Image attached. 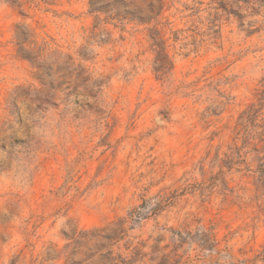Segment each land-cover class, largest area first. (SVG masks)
<instances>
[{
  "label": "rangeland",
  "instance_id": "374dc122",
  "mask_svg": "<svg viewBox=\"0 0 264 264\" xmlns=\"http://www.w3.org/2000/svg\"><path fill=\"white\" fill-rule=\"evenodd\" d=\"M160 1L0 0V264H264V0ZM20 93L80 119L25 131Z\"/></svg>",
  "mask_w": 264,
  "mask_h": 264
},
{
  "label": "clouds",
  "instance_id": "9594fccd",
  "mask_svg": "<svg viewBox=\"0 0 264 264\" xmlns=\"http://www.w3.org/2000/svg\"><path fill=\"white\" fill-rule=\"evenodd\" d=\"M76 33L77 30L75 26H73L72 33L62 41L66 45V50L74 51L75 48L80 47L82 42L77 40ZM81 35H86V33H83ZM89 44L94 47L96 41L89 40ZM88 46L89 45H85V47ZM78 64L80 65L79 68L77 67ZM72 67L75 68L77 71L84 70V74L87 75L90 65L83 64L74 57ZM109 84L111 85V82H109ZM17 103L21 105V108L24 112V119L26 125L25 131L31 132L33 134H35L38 128H42L45 119L47 118L48 114L52 111H55L57 113L60 120V124L58 126L62 128L66 126V121L69 116L72 120L78 121L80 119L79 115H77L79 111V106L71 105L72 111L69 113L68 108L70 102L64 101L62 99L53 100L52 98H49L48 100H32L30 98H26L24 93H20ZM82 138L83 137H81V139ZM102 190L103 189H101V191ZM115 194L116 193H113V195ZM153 199L159 200V197L154 196ZM103 200V195H100L95 201L89 198L83 203L82 209H86L92 212H102L106 208V205L103 203ZM185 212H187V210H185ZM123 213H127L133 220L136 221H142L151 217L154 222H158L161 225L166 226V228L180 229L181 235L187 234L183 231V229L187 227L186 221L191 220L190 215L186 217L183 213L180 215H173V212H169L167 209L161 212L159 209L156 208L154 204H151L150 200H146L142 207H136L135 211H132L128 207H123L121 209V214ZM70 215L75 220L78 217L79 212L74 210V212ZM189 231H191V228H189ZM198 251L199 250L197 249L196 252ZM190 254L195 253L190 251Z\"/></svg>",
  "mask_w": 264,
  "mask_h": 264
},
{
  "label": "trees",
  "instance_id": "16d2710c",
  "mask_svg": "<svg viewBox=\"0 0 264 264\" xmlns=\"http://www.w3.org/2000/svg\"><path fill=\"white\" fill-rule=\"evenodd\" d=\"M153 1V0H151ZM160 5L158 7H155L152 3L148 7V11L143 13H132V16L136 18L141 23H149L154 18L158 17L162 10V5L160 0H156ZM158 35L153 37V46L156 48H159V50L156 53V62L157 65L155 67V72L159 73V77H162L166 70V65H171L168 63L167 56L163 53V49L159 47L161 45V42L159 41Z\"/></svg>",
  "mask_w": 264,
  "mask_h": 264
}]
</instances>
